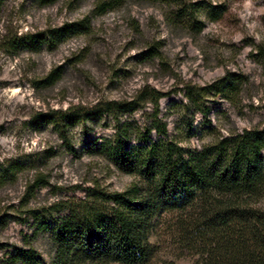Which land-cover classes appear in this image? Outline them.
Masks as SVG:
<instances>
[{"label": "rangeland", "instance_id": "rangeland-1", "mask_svg": "<svg viewBox=\"0 0 264 264\" xmlns=\"http://www.w3.org/2000/svg\"><path fill=\"white\" fill-rule=\"evenodd\" d=\"M105 1L0 0V264L49 263L56 245L45 215L66 214L67 200L80 201L88 187L124 192L136 182L87 141L148 122L154 103L132 104L144 88L162 95L173 133L181 113L200 131L203 112L189 101L199 93L225 135L264 125V0ZM152 44L164 62L145 58ZM104 102L115 110L70 127L68 142L43 123L49 110ZM197 132L182 137L200 147ZM181 229L176 214L160 221L154 264L201 260L203 248ZM19 248L34 249V259L13 258Z\"/></svg>", "mask_w": 264, "mask_h": 264}, {"label": "trees", "instance_id": "trees-1", "mask_svg": "<svg viewBox=\"0 0 264 264\" xmlns=\"http://www.w3.org/2000/svg\"><path fill=\"white\" fill-rule=\"evenodd\" d=\"M149 1L172 5L180 0ZM107 4L103 0L100 7ZM216 10L212 7L210 14ZM144 56L164 62L158 45H150ZM161 96L156 88H144L132 101L138 109L150 100L154 110L150 121L131 133L87 141L93 155L111 161L136 182L124 192L88 187L80 201L67 200L66 214L45 215L42 227L50 231L56 251L44 264H154L153 238L160 221L171 213L178 217L182 236L203 248L196 264H264V125L225 135L208 117L199 93L189 101L203 112L200 131L181 113L178 133H173L162 113ZM180 103L174 105L187 107ZM113 104L49 110L43 123L53 124L68 142L70 127L115 110ZM184 132L187 139L199 133L201 146L187 144ZM131 138L136 142L130 144ZM69 146L76 152L72 143ZM34 254V249L19 248L12 257L32 260Z\"/></svg>", "mask_w": 264, "mask_h": 264}]
</instances>
